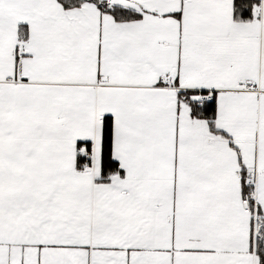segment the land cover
Listing matches in <instances>:
<instances>
[{"label":"snow or ice","instance_id":"snow-or-ice-1","mask_svg":"<svg viewBox=\"0 0 264 264\" xmlns=\"http://www.w3.org/2000/svg\"><path fill=\"white\" fill-rule=\"evenodd\" d=\"M0 264H264V0H0Z\"/></svg>","mask_w":264,"mask_h":264}]
</instances>
